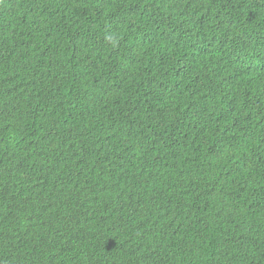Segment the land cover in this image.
<instances>
[{
  "label": "trees",
  "instance_id": "16d2710c",
  "mask_svg": "<svg viewBox=\"0 0 264 264\" xmlns=\"http://www.w3.org/2000/svg\"><path fill=\"white\" fill-rule=\"evenodd\" d=\"M0 264H264V0H0Z\"/></svg>",
  "mask_w": 264,
  "mask_h": 264
}]
</instances>
